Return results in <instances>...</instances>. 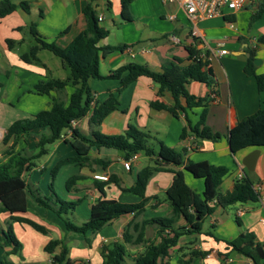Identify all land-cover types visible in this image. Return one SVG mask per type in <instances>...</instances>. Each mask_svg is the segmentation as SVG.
I'll return each instance as SVG.
<instances>
[{
	"label": "crops",
	"instance_id": "crops-1",
	"mask_svg": "<svg viewBox=\"0 0 264 264\" xmlns=\"http://www.w3.org/2000/svg\"><path fill=\"white\" fill-rule=\"evenodd\" d=\"M10 1L17 4V8L0 18V111L3 120H7L5 128L0 125L2 136L14 120L49 108L52 97L56 94L54 91L49 94L37 93L34 85L39 80L48 77L63 79L68 75L65 72H68L67 68L48 54L46 49L38 52V61L27 63L21 59L20 54L34 44L29 31L30 25H35L45 41L54 42L61 47L69 44L85 27L82 12L86 0ZM22 2L27 3L28 11L19 6ZM260 3H264V0H249L240 10L229 13L224 9L223 16L199 20L195 24L198 35L192 36V24L177 3L131 0L124 9L121 0L96 2L100 25L109 32L100 44L125 45L122 50L100 55L99 70L102 75L128 62L143 63L156 71H160L166 61L174 58H180L181 64L186 65L188 46L199 50L200 55L208 54L215 77L214 85L210 87L203 82L190 80L186 88L196 97H208L205 123L219 137L211 140L188 133L181 138L182 129L187 125L186 117L196 123L202 108L187 109L185 112L179 110L176 117L167 109L150 107L151 101L157 97L158 85L146 78H139L126 86L119 94L117 109L110 111L99 125L90 124L89 111L86 116L73 122L72 127L85 136H91L92 131L124 134L129 125L135 126L148 135V143L155 150H158L161 142L181 153L183 164L187 161H207L212 165L226 167L228 171L217 188L219 193L231 191L238 175L242 173L258 194L256 200L239 201L226 207L216 206L213 212L203 218L199 232H187L179 237L177 244L164 259L168 264H180L179 259L188 260L190 257L189 264H248L251 259L232 250L227 242L244 232H252L256 242H264V146H249L232 153L227 139L228 131L239 120L264 107V89L258 90L254 76L264 75V11L251 25L249 23ZM170 14L175 17L170 19ZM7 39L14 41L11 49L7 45ZM221 49H226L227 52L219 54ZM250 53H253V60H260L250 66L254 74L246 71ZM89 83L93 102L104 100L109 92H115L119 86L118 79L110 78H92ZM72 91L73 87L66 86V99ZM159 99L167 105L173 103V97L168 91ZM181 103L185 105L184 98H181ZM39 131L21 136L16 150L23 146L33 150L35 134ZM1 140L0 159L5 160L4 153L10 142L4 144ZM103 149L111 148L88 147L74 139L71 128H68L63 131L59 140L48 145L46 154L35 159L34 167L24 174L26 183L48 195L51 169L57 161L68 156H88L90 160L61 165L53 181V187L57 188L64 199H87L86 207L81 206L71 212L73 219L80 224L89 218L93 207L102 199L139 202L140 197L128 188L135 183L141 169L157 167L146 185L145 196L148 200L144 210L135 216L122 215L98 231L80 235L67 233L63 220L52 210L39 205L28 193L27 211L14 215L42 224L48 232L41 233L25 222L13 221L9 212L0 211V230L6 229L10 226L9 221H13L12 227L18 234V240L22 241L19 255L9 254L8 259L18 264H54L52 254L46 252L44 246L50 239L63 238L68 246L67 257L75 264H102V247L113 242L125 245V262L131 264L144 245L143 242L135 241L138 230L134 229V224L139 225L146 218L173 216L175 228H188L182 217L173 215L172 208L165 199V192L172 182L174 171L182 170L187 185L197 192L203 189L202 179L185 171L183 164L166 163L155 154L146 155L142 152L137 153L136 160L127 170L121 165L125 159L123 151L115 149L117 152L114 153ZM54 154L56 157L53 158ZM42 157H46L43 162ZM114 160L121 163L120 169L114 167ZM246 165L252 169H248ZM126 173H135V176L131 178ZM96 175H104L106 179H98ZM111 175L117 177V183L108 181ZM72 176L77 179L71 189H67L65 183ZM99 185L103 187V192L97 188ZM85 203L84 200L83 204ZM126 228L130 241H124L123 233ZM149 230L151 234H148ZM157 231V226L146 225L144 240H157ZM52 233L56 236L53 237ZM9 249L10 247H3L1 258ZM59 250L60 247H56L53 254ZM193 251L200 254L190 256L189 253ZM23 253L26 257L19 260Z\"/></svg>",
	"mask_w": 264,
	"mask_h": 264
},
{
	"label": "trees",
	"instance_id": "trees-1",
	"mask_svg": "<svg viewBox=\"0 0 264 264\" xmlns=\"http://www.w3.org/2000/svg\"><path fill=\"white\" fill-rule=\"evenodd\" d=\"M131 0H121L125 9ZM97 0H86L83 8L85 19L84 29L77 34L64 47L58 46L54 42H47L37 32L35 25H30L29 31L34 38L28 50L20 54L23 61L30 63L38 61V52L42 49L50 51L60 59L62 65L67 68L68 75L61 78L48 77L39 80L34 89L39 94H49L55 92L49 108L38 111L37 113L21 119H16L6 128L2 142L9 145L4 156L5 160L0 159V211L9 212L13 221L25 222L41 233H47V228L33 220L14 215V213L27 211V197L31 194L35 201L52 210L65 225L67 233L85 235L87 232H95L105 224L125 214L138 215L144 210L148 198L145 196V189L148 179L157 167H144L136 176L135 183L128 188L129 191L140 197L139 202L127 203L119 202L114 199H102L93 207L91 215L84 222L77 224L68 218V214L73 212L80 199L67 200L61 198L53 188V181L60 166L67 163L90 160L88 156L77 155L68 156L60 159L51 169L48 195H44L38 188L27 185L24 174L35 165V159L48 152V145L54 143L62 137L64 130L71 128L72 137L85 143L88 147L111 148L124 152L125 159L132 154L142 152L146 155H157L166 163L182 165V154L175 149L159 142L158 150H155L148 143V135L137 127L129 125L124 134H104L92 131L91 136H85L77 128L72 127L73 122L86 116L89 111L90 124L97 126L103 118L112 110L119 106V94L131 82L139 78H146L158 85L157 97L151 101L150 107L154 109H167L174 116H178V111L202 108L199 119L192 123L187 119L186 128L182 129L181 138L188 133L194 134L198 138L211 140L218 139L219 135L214 133L205 123L206 105L208 97H196L190 94L186 84L190 80L203 82L212 87L215 82L210 61L207 55H200V51L188 46V64L182 65L180 58L166 61L160 71L149 68L146 64L138 62H128L111 70L108 74L102 75L99 70L100 55H108L116 50H122L125 45H102L100 41L108 36V30L100 25V19L96 9ZM17 4L10 0H0V18L13 12ZM25 11H28L26 2L19 4ZM264 11V3L256 8L249 19L250 25L260 17ZM7 45L11 49L14 41L7 39ZM248 58L246 71L254 74L250 66L253 64V53ZM257 81L258 90L264 89V75H254ZM110 78L118 79L119 86L115 92H109L108 96L102 101L93 102L90 79ZM66 86L73 87V91L66 99ZM168 91L173 97V103L167 105L159 97ZM181 98H184L185 105H182ZM40 130L35 134L36 143L32 151L26 147L16 150V146L21 136H29L34 131ZM228 144L230 151L235 153L249 146H264V107L256 112L239 120L228 131ZM29 152V153H28ZM97 161V160H96ZM185 171L192 176L203 180V189L197 192L192 189L184 180L182 170L174 171L170 186L165 192V199L172 208L175 216L182 217L188 228L185 226L175 228L172 217H154L143 219L141 224H134V229L138 230L135 241L143 242V249L134 256L131 264H168L164 259L168 257L169 250L175 246L179 237L187 232L195 233L201 229L203 218L213 212L216 206L226 207L235 202L258 199V194L253 189L247 177L238 178L234 182L231 191L224 194L217 191L222 178L227 173V168L212 165L207 161H187L183 164ZM76 176L68 178L65 183L67 189H71L76 180ZM109 181L117 183V177L111 175ZM103 192V187H97ZM158 227L157 240H144L143 231L146 225ZM124 241H130L127 228L123 233ZM227 244L232 250L248 257L254 264H264V247L262 243L255 241L252 232L240 233V235ZM60 247L58 253L53 254L56 247ZM0 247H10L1 258L0 264H17L7 258L9 254H18L21 249V242L13 234L11 226L6 230H0ZM44 250L52 254L54 264H75L67 257L68 246L64 239H50L44 246ZM191 255L200 254L197 251L189 253ZM205 255L206 253H201ZM103 257L102 264H127L125 262L126 248L123 243L113 242L104 245L101 250ZM191 259V257H190ZM190 259H179L180 264H189Z\"/></svg>",
	"mask_w": 264,
	"mask_h": 264
},
{
	"label": "built area",
	"instance_id": "built-area-1",
	"mask_svg": "<svg viewBox=\"0 0 264 264\" xmlns=\"http://www.w3.org/2000/svg\"><path fill=\"white\" fill-rule=\"evenodd\" d=\"M163 4L177 3L183 9L186 18L192 24V29L190 33L192 36L198 35V30L195 24L199 20L210 19L214 17L223 16L225 14V10L229 13L235 12L244 8L249 0H161ZM170 19L175 17L174 14H170L168 16ZM174 38V37H173ZM226 49H221L219 54L226 53ZM208 57V55H207ZM1 131V128H0ZM0 137H2V132H0ZM138 154L134 153L129 158L123 160V166L125 169L129 170L131 168L132 162L136 160ZM98 179L105 180L106 176L104 175H96ZM244 177L242 173L238 175V178ZM264 200V197H263ZM264 247V242L262 243ZM197 248H200L199 246ZM248 264H253L250 260Z\"/></svg>",
	"mask_w": 264,
	"mask_h": 264
},
{
	"label": "rangeland",
	"instance_id": "rangeland-1",
	"mask_svg": "<svg viewBox=\"0 0 264 264\" xmlns=\"http://www.w3.org/2000/svg\"><path fill=\"white\" fill-rule=\"evenodd\" d=\"M48 52V54H50L51 56H53V58H55L56 60H58V61H60L59 60V58H57L55 55H53L50 51H47ZM66 72V74H68V72L67 71H65ZM7 121V120H6ZM6 121H4L3 120V115H2V112L0 111V125L3 127V128H5V126L4 125H7L6 124ZM3 138V136L2 137H0V139H2ZM1 142H2V140H1ZM3 143V142H2ZM7 144H9V142L7 143ZM10 144H11V142H10ZM9 144V145H10ZM154 145L156 146V144L154 143ZM23 147H25V146H23ZM22 147V148H23ZM7 149H9V146H7ZM6 149V150H7ZM103 150H105L106 152H114V153H116L117 151L115 150V149H103ZM108 150V151H107ZM15 151H18V150H15ZM30 151H32V150H30ZM29 153V152H28ZM53 156V158L54 157H56L55 156V154L54 155H52ZM113 156L111 155V158H112ZM45 158L46 157H42V161L41 162H43L44 160H45ZM114 159H116V158H114ZM39 163V162H38ZM122 163V164H121ZM121 163H119V161H117V160H114V167L115 168H117V169H120L121 168V166H120V164L123 166V161L121 162ZM126 176H130L131 178L132 177H134L135 176V173H133V174H130V173H126ZM109 181V180H108ZM54 188V190H55V192L61 197V198H64L56 189V187H53ZM50 193V192H49ZM130 196H132V195H130ZM84 200H85V204H83L84 203ZM119 202H124L123 200L122 201H119ZM127 203H129V202H127ZM87 199H82L81 201H80V203L78 204V206L76 207V208H79V207H86L87 205ZM68 218L71 220V221H73V222H75L76 223V220H74L73 219V217L71 216V213H69L68 214ZM138 218H140V216L138 217ZM139 221H140V219H139ZM12 223H13V221H9V224H10V226H11V229H12V232H13V234L17 237L18 236V234H17V232H16V230L14 229V227H12ZM14 225V224H13ZM9 227V225L6 227V229ZM131 227H129L128 228V231H129V229H130ZM6 229H3V230H6ZM148 234H151V231L149 230L148 231ZM34 236V235H33ZM52 236L53 237H55L56 235L54 234V233H52ZM22 240H23V238H21ZM22 242V241H21ZM3 247H0V260H1V255H2V252H3ZM21 252V249H20V251H19V253ZM19 253L17 254V255H19ZM23 257H26L25 255H24V253L21 255V257H19V260L21 259V258H23ZM18 260V261H19ZM18 264V263H17Z\"/></svg>",
	"mask_w": 264,
	"mask_h": 264
},
{
	"label": "water",
	"instance_id": "water-1",
	"mask_svg": "<svg viewBox=\"0 0 264 264\" xmlns=\"http://www.w3.org/2000/svg\"><path fill=\"white\" fill-rule=\"evenodd\" d=\"M258 61H260V60H258V59H256V58L253 60V62H254L255 64L259 63ZM246 166H247L248 169H252V168H250L249 165H246Z\"/></svg>",
	"mask_w": 264,
	"mask_h": 264
}]
</instances>
